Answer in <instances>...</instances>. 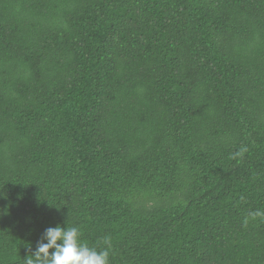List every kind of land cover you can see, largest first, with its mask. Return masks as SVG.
I'll use <instances>...</instances> for the list:
<instances>
[{"label": "trees", "instance_id": "obj_1", "mask_svg": "<svg viewBox=\"0 0 264 264\" xmlns=\"http://www.w3.org/2000/svg\"><path fill=\"white\" fill-rule=\"evenodd\" d=\"M257 211L264 0H0V264H264Z\"/></svg>", "mask_w": 264, "mask_h": 264}, {"label": "clouds", "instance_id": "obj_2", "mask_svg": "<svg viewBox=\"0 0 264 264\" xmlns=\"http://www.w3.org/2000/svg\"><path fill=\"white\" fill-rule=\"evenodd\" d=\"M253 215L264 216V212L257 211ZM67 224L66 220L64 225L47 227L35 250H29L30 255L24 257V264H110L112 242L109 236L103 238V247L90 246L82 242L78 226Z\"/></svg>", "mask_w": 264, "mask_h": 264}]
</instances>
